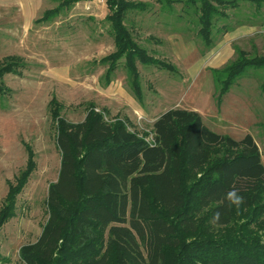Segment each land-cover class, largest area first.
<instances>
[{
  "label": "trees",
  "instance_id": "trees-1",
  "mask_svg": "<svg viewBox=\"0 0 264 264\" xmlns=\"http://www.w3.org/2000/svg\"><path fill=\"white\" fill-rule=\"evenodd\" d=\"M79 1L84 0H63L40 20ZM164 1L193 8L207 48L225 8L240 2L257 9L264 5V0ZM106 3L116 46L101 59L108 65L106 79L124 59L131 87L142 100L138 62L171 72L176 67L149 55L127 27L128 13L143 8L141 1ZM236 54L212 69L218 104L247 69L264 68V55L239 47ZM20 65L18 56L0 63V95L9 91L4 76L17 73ZM49 107L60 169L48 188L49 216L40 236L20 247L24 264H264V163L250 133L237 140L210 129L196 110L171 108L155 120L149 141L122 119L106 120L94 107L80 122L60 115L55 96ZM27 150L25 168L16 184L9 182L0 227L13 216L16 195L34 169L33 152ZM232 186L244 197L238 209L223 199ZM215 211L222 213L219 223L212 222Z\"/></svg>",
  "mask_w": 264,
  "mask_h": 264
},
{
  "label": "rangeland",
  "instance_id": "rangeland-1",
  "mask_svg": "<svg viewBox=\"0 0 264 264\" xmlns=\"http://www.w3.org/2000/svg\"><path fill=\"white\" fill-rule=\"evenodd\" d=\"M62 1L0 0V63L9 56L22 61L17 73L4 76L9 91L0 95V209L9 182L16 184L26 166L27 148L35 163L16 195L13 216L0 227V264H24L20 247L38 239L49 216L48 188L58 177L61 160L49 107L54 96L62 105L60 115L69 121H83L94 107L106 120L122 119L149 141L163 112L193 109L215 132L237 140L250 133L264 163V68L247 69L220 104L212 72L234 60L237 47L264 55V5L257 9L240 2L225 8L207 48L198 35L195 11L183 1L138 0L144 7L128 13L127 27L149 55L177 70L138 62L139 100L124 59L106 79L108 65L101 59L116 50L106 0L72 3L40 20Z\"/></svg>",
  "mask_w": 264,
  "mask_h": 264
},
{
  "label": "clouds",
  "instance_id": "clouds-1",
  "mask_svg": "<svg viewBox=\"0 0 264 264\" xmlns=\"http://www.w3.org/2000/svg\"><path fill=\"white\" fill-rule=\"evenodd\" d=\"M223 199L227 202L229 207L233 205L238 209L240 205L244 202V197L240 195L239 189L232 186L224 195ZM222 218V213L220 211H215L213 213L212 222L219 223Z\"/></svg>",
  "mask_w": 264,
  "mask_h": 264
}]
</instances>
